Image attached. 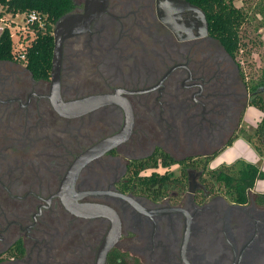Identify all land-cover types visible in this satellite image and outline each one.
Segmentation results:
<instances>
[{
  "label": "flooded vegetation",
  "instance_id": "1",
  "mask_svg": "<svg viewBox=\"0 0 264 264\" xmlns=\"http://www.w3.org/2000/svg\"><path fill=\"white\" fill-rule=\"evenodd\" d=\"M101 8L56 82L53 44L46 78L0 59V264H96L110 228L104 264H264V177L244 201L220 177L264 172L244 139L264 74L194 2Z\"/></svg>",
  "mask_w": 264,
  "mask_h": 264
},
{
  "label": "trees",
  "instance_id": "2",
  "mask_svg": "<svg viewBox=\"0 0 264 264\" xmlns=\"http://www.w3.org/2000/svg\"><path fill=\"white\" fill-rule=\"evenodd\" d=\"M198 4L206 12L211 28L221 35V39L230 51L240 49L241 38L239 29L247 20V13L244 9L235 5L236 0H189ZM245 3V0H240ZM74 0H0V17L2 13L15 15L16 13L28 14L35 12L40 16L39 21L31 25L34 33L32 40L23 50L25 54L23 62L28 69L37 77H47L50 67L51 47L53 44L52 30L55 21L64 13L71 11L74 7ZM254 14L264 13V0L262 7L254 8ZM29 38V36H28ZM14 38L9 28L3 27L0 32V59H15L13 51ZM264 84V78L262 79ZM253 105L262 112V118L254 130L253 137L261 145H264V99L259 98ZM260 155L264 157V149L254 146ZM225 182L227 195L234 200L244 201L246 191L254 185L255 179L264 177V172L258 169L256 164L246 163L237 168L235 172L220 176ZM116 264H127L125 261Z\"/></svg>",
  "mask_w": 264,
  "mask_h": 264
},
{
  "label": "rangeland",
  "instance_id": "3",
  "mask_svg": "<svg viewBox=\"0 0 264 264\" xmlns=\"http://www.w3.org/2000/svg\"><path fill=\"white\" fill-rule=\"evenodd\" d=\"M235 5L244 9L247 13V20L243 22L239 29V34L241 38L242 45L238 50V55L242 60V66L246 71L248 76H251L252 79L259 78L260 75L264 74V13L261 14L256 12L254 14V8L262 7V0H245L243 3L240 0H236ZM1 12V8H0ZM2 17H0V32L5 27V23L9 24V29L12 33H15L16 26L15 24L22 22L23 15L17 13L15 16L2 13ZM1 18H3L1 20ZM15 21V22H13ZM262 111L256 107H250L247 109L246 113V135H244V139L247 141L249 147L254 148V146L261 147V150L264 149V145L262 146L255 138L253 137L255 124L260 121L262 118ZM259 154L258 151H256ZM231 155L230 153H226ZM262 156V155H261ZM264 157L262 156V160H259V166L263 164ZM243 162H239L241 164ZM237 164V165H238ZM262 186V185H261Z\"/></svg>",
  "mask_w": 264,
  "mask_h": 264
},
{
  "label": "water",
  "instance_id": "4",
  "mask_svg": "<svg viewBox=\"0 0 264 264\" xmlns=\"http://www.w3.org/2000/svg\"><path fill=\"white\" fill-rule=\"evenodd\" d=\"M84 4L83 12H66L61 15L53 25V53L51 59L53 82L57 81L59 52L62 39L87 28L90 21L101 11L103 0H86ZM117 237L118 231L115 230V228H110L98 252L96 264H104L106 252Z\"/></svg>",
  "mask_w": 264,
  "mask_h": 264
},
{
  "label": "built area",
  "instance_id": "5",
  "mask_svg": "<svg viewBox=\"0 0 264 264\" xmlns=\"http://www.w3.org/2000/svg\"><path fill=\"white\" fill-rule=\"evenodd\" d=\"M15 15H13V16H15ZM22 15H23L22 22L15 24L16 26H14L16 28L15 33H12L9 29L11 36L14 38V41H15L12 52L14 53V57L17 60H24L25 54H24L23 50L26 49V45H28L29 42L33 38L32 35H33L34 31H33V29H31V25L35 21L40 20V16L35 12H31L28 14H22ZM2 19L3 18H1V20ZM13 22H15V21H13ZM4 25L9 28V24L5 23ZM28 36H29V38H28Z\"/></svg>",
  "mask_w": 264,
  "mask_h": 264
},
{
  "label": "crops",
  "instance_id": "6",
  "mask_svg": "<svg viewBox=\"0 0 264 264\" xmlns=\"http://www.w3.org/2000/svg\"><path fill=\"white\" fill-rule=\"evenodd\" d=\"M261 166H262V169L264 170V161H263V164Z\"/></svg>",
  "mask_w": 264,
  "mask_h": 264
}]
</instances>
